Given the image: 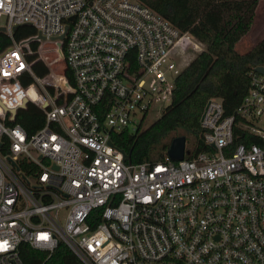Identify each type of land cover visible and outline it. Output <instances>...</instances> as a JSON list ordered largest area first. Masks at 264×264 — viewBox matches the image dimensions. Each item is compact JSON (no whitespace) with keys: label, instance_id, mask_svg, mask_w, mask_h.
I'll list each match as a JSON object with an SVG mask.
<instances>
[{"label":"built area","instance_id":"2783aa9c","mask_svg":"<svg viewBox=\"0 0 264 264\" xmlns=\"http://www.w3.org/2000/svg\"><path fill=\"white\" fill-rule=\"evenodd\" d=\"M20 26L35 35L0 53V264H22L20 244L81 264H264V65L231 114L205 102L204 151L130 165L111 135L162 114L201 44L137 0H0L5 34ZM24 100L44 116L30 135Z\"/></svg>","mask_w":264,"mask_h":264},{"label":"trees","instance_id":"16d2710c","mask_svg":"<svg viewBox=\"0 0 264 264\" xmlns=\"http://www.w3.org/2000/svg\"><path fill=\"white\" fill-rule=\"evenodd\" d=\"M137 1L165 18L180 32L189 34L203 46V50L175 78L170 104L162 114L134 134L125 130L113 133L111 142L124 152L127 164L138 165L161 161L170 141L184 137L186 149H189L185 159H191L205 150L198 124L205 102L217 98L221 100L225 115L231 114L246 92L248 73L254 67L264 65V37L245 52L235 49L251 29L260 0ZM34 35V30L27 26L16 27L10 37L0 33V53L12 42ZM36 46V43L30 45L32 52ZM34 59L32 55L27 60ZM33 72L38 78L48 73L41 62L33 65ZM64 75L71 85L66 70ZM31 82L28 76L21 79L23 86ZM14 123L30 135L43 126L44 116L29 103L24 110L17 112ZM18 252L22 264H81L63 244H58L49 256L26 244H20Z\"/></svg>","mask_w":264,"mask_h":264},{"label":"rangeland","instance_id":"374dc122","mask_svg":"<svg viewBox=\"0 0 264 264\" xmlns=\"http://www.w3.org/2000/svg\"><path fill=\"white\" fill-rule=\"evenodd\" d=\"M262 37H264V0H260L258 2L253 17L252 27L247 33V35L242 40H240L239 43L236 44L235 49L237 51H243L244 49L250 48L251 45L259 41ZM46 46H47L46 48H47L48 60L51 62V60H53L54 58V55L52 51L49 52L50 46L49 45ZM200 48L203 49V46L201 45ZM195 57L196 55H192V54H188L187 56H185L182 60L178 61L177 63L178 69L180 71L183 70ZM51 68H48L49 75L50 73H53L55 75L61 74L63 70L62 66L60 65V67H58L57 64L55 65L53 64ZM169 80L171 81L172 79L169 78ZM156 117H157L156 115H148L144 119L145 123L143 124V128H146L149 124L155 121Z\"/></svg>","mask_w":264,"mask_h":264},{"label":"water","instance_id":"95a60500","mask_svg":"<svg viewBox=\"0 0 264 264\" xmlns=\"http://www.w3.org/2000/svg\"><path fill=\"white\" fill-rule=\"evenodd\" d=\"M15 28L12 29V31L14 30ZM66 31V29H64V32ZM5 29L3 27H0V33L2 34H5ZM38 39H41V37H37ZM63 39V34L60 35L58 37V40L61 41ZM59 46V44H58ZM256 72L262 74L263 73V70L262 68H256L255 70ZM28 102L26 100H24L22 102V105L20 106L19 109H22L24 107V105H26ZM12 115H14L15 111H11L10 112ZM184 145H185V139L184 137H176V138H173L171 141H170V144H169V147L166 151V156L171 160V161H180L182 160L183 158V150H184Z\"/></svg>","mask_w":264,"mask_h":264},{"label":"crops","instance_id":"0c3cea01","mask_svg":"<svg viewBox=\"0 0 264 264\" xmlns=\"http://www.w3.org/2000/svg\"><path fill=\"white\" fill-rule=\"evenodd\" d=\"M246 48V47H245ZM245 50H247V49H244L243 51H241V52H245Z\"/></svg>","mask_w":264,"mask_h":264}]
</instances>
